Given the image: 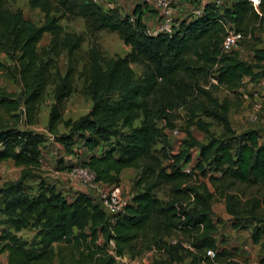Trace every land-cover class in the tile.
<instances>
[{"label": "trees", "instance_id": "trees-1", "mask_svg": "<svg viewBox=\"0 0 264 264\" xmlns=\"http://www.w3.org/2000/svg\"><path fill=\"white\" fill-rule=\"evenodd\" d=\"M188 1L198 6L202 2ZM56 4L85 18L91 33L105 28L116 31L130 49L105 59L92 45L79 70L84 37L62 28L57 6L50 0H29L31 7L43 13V21L37 24L20 8L13 9L6 0H0V52L9 60L1 63L0 69L20 87L12 92L0 86V161L11 159L20 167L16 179L0 184V253L7 251L6 264H124L117 257L125 253L130 258L137 256L140 250L133 241L147 233L152 237V248L161 255L150 264H171L185 257L188 264H230L223 260L228 250L219 247L216 238L211 204L214 192L205 180H193L208 177L213 182L221 180L226 187L237 182L264 184V128L237 131L230 121L228 99L213 95L208 87L179 80L177 72H215L218 84L234 91L244 77L254 81L264 74V70L255 69L264 60L263 48L254 49L255 63L240 58L236 49L221 50V21H231L242 33L250 19L263 24L264 0H260L258 11L250 0H226L221 6L205 1L200 12L182 18L171 35L157 36L145 32L141 13L134 12L131 22L130 13L123 14L117 8L105 10L94 0H57ZM44 33L50 34L48 50L39 51L37 45ZM63 51L67 65L61 73L55 59ZM189 52L196 63L192 67L184 59ZM133 62L145 65L146 71L139 77L134 75ZM82 71L91 105L77 118H65V100ZM52 76L56 80L45 129L68 154L78 157L77 164L89 167L95 180L106 185H119L126 167L140 169L134 181L140 190L133 192L115 214H108L92 193H66L47 180L38 181L35 189L27 183L40 179L41 146L47 138L30 126L38 122L39 101ZM192 89L201 99L194 98L189 107L188 124L209 136L201 142L189 131L180 149L172 151L157 119L174 127V101L185 98ZM197 111L221 125V134L210 133L211 122L198 117ZM60 124L65 132L59 130ZM158 139L160 155L153 152ZM191 148L198 154L194 162ZM190 162L191 170L186 171ZM60 167L68 170L72 164ZM164 182L170 183L172 195L168 200L155 193ZM251 201L252 217L259 223L252 228L251 241L264 249V211H258V198ZM227 204L228 212L236 216L234 205L230 201ZM233 226L243 228L238 223ZM27 228L34 230L31 239L21 235ZM175 231L190 233L187 246L166 238ZM207 249L215 251L214 257L206 254ZM259 263L264 264V257Z\"/></svg>", "mask_w": 264, "mask_h": 264}, {"label": "rangeland", "instance_id": "rangeland-1", "mask_svg": "<svg viewBox=\"0 0 264 264\" xmlns=\"http://www.w3.org/2000/svg\"><path fill=\"white\" fill-rule=\"evenodd\" d=\"M7 4L11 8H20L26 17L31 18L35 23L39 24L43 21V13L37 7L33 8L29 5V0H6ZM54 6H57L56 14L60 15L61 18L59 23L62 28L67 31H75L83 35L84 40L81 43L79 50V61L78 69H82L84 57L87 50L92 46L96 45L102 54L103 58L107 59L117 55H124L130 49L129 45L125 44L119 37L116 31L110 29H99L91 33L86 25L85 18L77 15H72L65 12L64 6L56 4L57 0H50ZM224 2L226 0H223ZM142 3V0H120V6L122 7V13L129 14L133 10L134 4ZM176 11L174 12L175 28L178 27L179 22L182 18L188 17L194 14V11L198 8V5L190 3L188 0H176L175 2ZM178 6V9L177 7ZM248 23V28L243 32L246 35L245 38L240 42L239 46L235 48L239 52L240 58L247 62L255 63L254 49H264V23L255 24L252 19ZM253 23V24H252ZM224 33V31H223ZM222 36V35H221ZM223 39V37H221ZM50 34L45 33L42 39L38 42L37 49L39 51L48 50ZM185 62L189 67L195 66L194 54L190 53L184 56ZM56 66L61 73L66 69L67 55L63 51L56 57ZM8 63V59L0 52V64ZM133 68L135 77L141 76L145 71V65L141 62H133L130 64ZM256 67V70H264V60L260 61ZM210 74L198 73V72H187L186 70L180 69L177 72V78L179 80L198 84L200 86L208 87L212 94L219 97L220 99L226 98L231 103L229 112L230 121L232 126L240 131L246 127H257L264 128V74L260 75L256 80L250 81L248 77H244V80L240 83V86L234 91L229 90L225 86L218 83L209 84ZM84 71L76 76L73 83V91L65 100L64 117L75 119L79 115L88 111L91 105V99L88 93L83 87ZM8 77L4 74L3 70L0 69V85L10 88L12 92H18L20 87L17 83L11 82L7 79ZM56 76H52L50 82L46 86L45 92L39 101V113L38 122L34 127L38 128V131L44 132L46 135V143L43 146V165L44 168L40 170V179L27 180V183L31 188L35 189L38 185V181L44 180L56 183L57 185H65V188L70 189L71 185H68V180L61 176L56 171H60V165L62 168L66 165L72 164V167L79 163L78 157L75 154H68L62 144L56 141L45 129L46 120L50 104L53 101V87ZM8 90V89H7ZM242 90L247 93V97L242 96ZM196 89H192L186 94L185 98L174 101V105L171 112L172 124L174 127H168L165 125V121L157 119V124L163 127V131L167 135L169 144L171 145L172 151L180 149L183 140L187 138V133L190 131L193 137L201 142L207 140L209 134L205 133L194 125H189V107L195 102ZM255 104H261L255 116L252 117V106ZM198 117L203 120L211 122L209 127L210 133L214 135H220L222 127L216 123L213 119L208 118L197 111ZM137 122V121H136ZM59 130L65 132V127L60 124ZM173 128H177L178 132H172ZM44 129V130H43ZM161 141L158 139L153 146V152L160 155ZM79 150V149H78ZM193 162L198 157L197 150L191 148ZM51 154L48 157V154ZM61 161H58L60 160ZM167 162V161H164ZM187 168L191 170L192 162L187 163ZM67 170V169H66ZM69 170V169H68ZM140 172L139 168L130 167L122 172L121 184V196L127 201L131 194L137 190H140L141 186L134 184V181L138 177ZM197 172V171H194ZM20 167L16 166L12 160L0 161V184L4 181L16 179L19 176ZM211 175H219L214 171H209ZM205 180L214 192V196L211 200L213 208V218L217 225L216 238L218 240L219 247H225L228 253H225L223 260L231 264V262H246L247 264H256L264 257V249L260 244H254L251 241L250 234L255 224H259L256 219L252 217L250 211L251 200L255 197L260 200V207L258 211H264V184L249 185L242 182H237L229 187H226L225 183L221 180L212 181L208 177L198 176L196 181ZM91 193L97 198L98 189L87 185ZM222 191V188H224ZM158 197L163 200H168L171 195L170 183H161L155 190ZM230 195L231 198H227ZM231 202L237 210V215L233 216L228 212V202ZM242 224V227H234L235 223ZM34 234L33 229H24L21 231V235L24 238L31 239ZM168 240L176 241L180 240L187 246L190 238V233L185 231H175L170 236L166 237ZM152 237L150 233L143 235V237L135 239L133 245L135 248L140 250V253L130 258L128 253L122 256H118V262L124 264H150L154 258H159L161 255L154 251L152 248ZM247 246V247H245ZM239 257V258H237ZM189 258L185 257L180 262L171 264H188ZM260 264V263H259Z\"/></svg>", "mask_w": 264, "mask_h": 264}, {"label": "built area", "instance_id": "built-area-1", "mask_svg": "<svg viewBox=\"0 0 264 264\" xmlns=\"http://www.w3.org/2000/svg\"><path fill=\"white\" fill-rule=\"evenodd\" d=\"M99 3H106L105 0H94ZM148 6L153 8L156 11V17L152 23H146L145 32L149 35H171L175 31V21H174V12L176 11L175 2L176 0H142ZM205 1L213 2L217 6H221L223 0H202L201 4ZM254 9L258 11V6L260 0H250ZM200 12V6L194 11L195 14ZM134 14L130 13L129 20L134 21ZM223 26V39L221 41V50L223 52H229L237 48L240 42L245 38V34L239 30H236L234 24L229 20H222ZM216 73L213 72L209 76V84L218 83L216 79ZM242 96L247 97V93L242 90ZM261 104H255L252 106V114L254 117L256 111L259 110ZM172 132L177 133V128H173ZM186 171H189V168H185ZM67 173L76 178L79 183L83 185H91L94 188L98 189V200L100 201L102 207L108 214H115L122 210L125 200L121 196V188L119 185H106L95 180V175L93 170L89 167L76 164ZM247 247V246H245ZM206 254L210 257H214L215 251L213 249H207ZM239 258V257H237Z\"/></svg>", "mask_w": 264, "mask_h": 264}, {"label": "crops", "instance_id": "crops-1", "mask_svg": "<svg viewBox=\"0 0 264 264\" xmlns=\"http://www.w3.org/2000/svg\"><path fill=\"white\" fill-rule=\"evenodd\" d=\"M106 3H100V5L106 10V9H110V8H117L121 13H122V7L120 6V3L119 1L120 0H105ZM195 4V3H194ZM133 10L131 13H141L142 14V17L144 19V22L145 23H152V21L155 19L156 17V11L151 8L150 6L148 5H145L142 1V3L139 2V4H134L133 5ZM201 6V4H200ZM177 9H178V6H176ZM33 8H37V7H33ZM41 23V22H40ZM39 23V24H40ZM45 34V33H44ZM2 53V52H1ZM5 57L6 55L4 53H2ZM7 58V57H6ZM9 62V60H8ZM8 80H10L11 82H13L12 79L10 78H7ZM1 86V85H0ZM9 91H11L10 88H7ZM47 122V120H46ZM35 125V124H34ZM34 125L30 126L31 128H33L34 130H38V128L34 127ZM44 130V129H43ZM46 141L44 142V144L41 146V150H42V164H41V168H44V165H43V146L45 145ZM51 154L49 153L48 154V157H50ZM7 160H11V159H7ZM2 161H5V160H2ZM130 167H126L124 168L122 171H121V177H122V172L126 169H128ZM68 170H60V171H56L57 173L61 174V176L65 177L67 180H68V185H71V188L68 189V188H65V185H57L56 183V186L58 188H62L66 193H70L72 191H75V190H83V191H86V192H89L91 193V191L88 189V186L87 185H83L81 183H79V181L70 176L68 173H67ZM120 184H121V181H120ZM119 184V185H120ZM7 262V251H3L0 253V264H6ZM56 263V262H55ZM256 264H259V263H256Z\"/></svg>", "mask_w": 264, "mask_h": 264}]
</instances>
